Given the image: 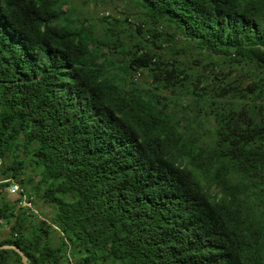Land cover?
<instances>
[{"label":"trees","instance_id":"trees-1","mask_svg":"<svg viewBox=\"0 0 264 264\" xmlns=\"http://www.w3.org/2000/svg\"><path fill=\"white\" fill-rule=\"evenodd\" d=\"M124 1L97 25L70 0H0V196L15 182L50 207L2 198L0 245L264 264V0Z\"/></svg>","mask_w":264,"mask_h":264},{"label":"rangeland","instance_id":"rangeland-1","mask_svg":"<svg viewBox=\"0 0 264 264\" xmlns=\"http://www.w3.org/2000/svg\"><path fill=\"white\" fill-rule=\"evenodd\" d=\"M78 18H87L89 21L95 24H101L100 18L101 16H109V17H125L124 12H129L131 9L125 3L124 0H113L108 3H104L98 0H70L69 6ZM135 13V11L129 12ZM137 19H140L137 17ZM142 20V19H140ZM138 20L139 22H141ZM192 57V56H191ZM193 59V58H191ZM195 59V58H194ZM145 81V79H144ZM143 81V82H144ZM6 197L7 199H17L14 196H10L8 193L0 196V200ZM35 211H38L40 215L45 218L46 214L50 213V207L44 203L38 201L36 204L32 205ZM11 236V225L8 226L5 223H2L0 227V243ZM15 262V261H14ZM15 264H18L17 262Z\"/></svg>","mask_w":264,"mask_h":264},{"label":"built area","instance_id":"built-area-1","mask_svg":"<svg viewBox=\"0 0 264 264\" xmlns=\"http://www.w3.org/2000/svg\"><path fill=\"white\" fill-rule=\"evenodd\" d=\"M4 182H9V180H6ZM7 192L9 195L16 197L17 199H20V205L23 207H29L31 209H33L32 204L28 201L26 193L24 191V189L15 182H11L8 187H7ZM34 210V209H33ZM35 211V210H34ZM37 213V215L43 219V217L40 215V213L38 211H35Z\"/></svg>","mask_w":264,"mask_h":264},{"label":"water","instance_id":"water-1","mask_svg":"<svg viewBox=\"0 0 264 264\" xmlns=\"http://www.w3.org/2000/svg\"><path fill=\"white\" fill-rule=\"evenodd\" d=\"M0 250H13L15 252H17L20 257H21V261L23 264H29L28 263V260H27V257L25 256V254L21 251V249H19L18 247H15V246H8V245H0Z\"/></svg>","mask_w":264,"mask_h":264}]
</instances>
